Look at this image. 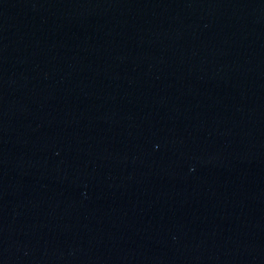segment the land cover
Listing matches in <instances>:
<instances>
[{"label":"water","instance_id":"water-1","mask_svg":"<svg viewBox=\"0 0 264 264\" xmlns=\"http://www.w3.org/2000/svg\"><path fill=\"white\" fill-rule=\"evenodd\" d=\"M0 120L153 264H264V0H0Z\"/></svg>","mask_w":264,"mask_h":264}]
</instances>
